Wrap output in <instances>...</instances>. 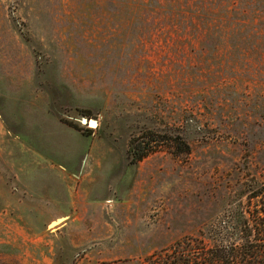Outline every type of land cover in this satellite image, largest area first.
I'll return each instance as SVG.
<instances>
[{"label": "rangeland", "instance_id": "rangeland-1", "mask_svg": "<svg viewBox=\"0 0 264 264\" xmlns=\"http://www.w3.org/2000/svg\"><path fill=\"white\" fill-rule=\"evenodd\" d=\"M262 185L264 0H0V264H147Z\"/></svg>", "mask_w": 264, "mask_h": 264}, {"label": "trees", "instance_id": "trees-1", "mask_svg": "<svg viewBox=\"0 0 264 264\" xmlns=\"http://www.w3.org/2000/svg\"><path fill=\"white\" fill-rule=\"evenodd\" d=\"M153 141L144 135L133 137L129 143L132 160L139 161L153 151ZM182 144L185 152H188V144ZM146 262L264 264V185L251 189L247 201L235 207L229 215L208 224L197 235L185 236L153 252Z\"/></svg>", "mask_w": 264, "mask_h": 264}, {"label": "water", "instance_id": "water-1", "mask_svg": "<svg viewBox=\"0 0 264 264\" xmlns=\"http://www.w3.org/2000/svg\"><path fill=\"white\" fill-rule=\"evenodd\" d=\"M82 122H83V123H86V120H85V119H82ZM87 123H88L90 126H95V125H96V120H95V119H90Z\"/></svg>", "mask_w": 264, "mask_h": 264}]
</instances>
